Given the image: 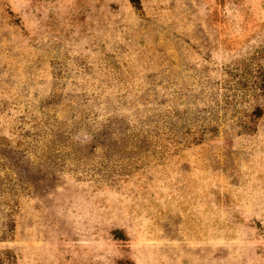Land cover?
Segmentation results:
<instances>
[{
	"label": "rangeland",
	"instance_id": "obj_1",
	"mask_svg": "<svg viewBox=\"0 0 264 264\" xmlns=\"http://www.w3.org/2000/svg\"><path fill=\"white\" fill-rule=\"evenodd\" d=\"M264 0H0V264H264Z\"/></svg>",
	"mask_w": 264,
	"mask_h": 264
},
{
	"label": "trees",
	"instance_id": "obj_2",
	"mask_svg": "<svg viewBox=\"0 0 264 264\" xmlns=\"http://www.w3.org/2000/svg\"><path fill=\"white\" fill-rule=\"evenodd\" d=\"M132 2H134L135 0H131ZM260 95L261 96H264V84H263V86H261V88H260Z\"/></svg>",
	"mask_w": 264,
	"mask_h": 264
}]
</instances>
